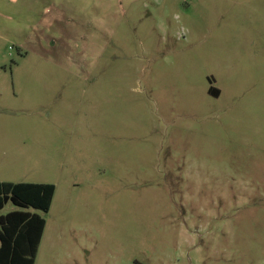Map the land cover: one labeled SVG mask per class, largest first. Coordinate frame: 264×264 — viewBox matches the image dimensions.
I'll return each instance as SVG.
<instances>
[{"label": "rangeland", "instance_id": "374dc122", "mask_svg": "<svg viewBox=\"0 0 264 264\" xmlns=\"http://www.w3.org/2000/svg\"><path fill=\"white\" fill-rule=\"evenodd\" d=\"M0 182L35 264H264V0H0Z\"/></svg>", "mask_w": 264, "mask_h": 264}, {"label": "trees", "instance_id": "16d2710c", "mask_svg": "<svg viewBox=\"0 0 264 264\" xmlns=\"http://www.w3.org/2000/svg\"><path fill=\"white\" fill-rule=\"evenodd\" d=\"M210 92L219 96L218 91ZM56 185L51 183L0 182V211L8 203L18 210L0 216V264H35Z\"/></svg>", "mask_w": 264, "mask_h": 264}, {"label": "flooded vegetation", "instance_id": "af4514ba", "mask_svg": "<svg viewBox=\"0 0 264 264\" xmlns=\"http://www.w3.org/2000/svg\"><path fill=\"white\" fill-rule=\"evenodd\" d=\"M217 93V92H216Z\"/></svg>", "mask_w": 264, "mask_h": 264}]
</instances>
